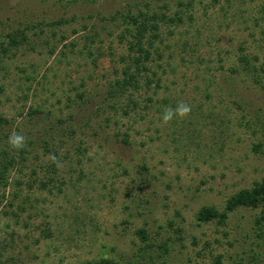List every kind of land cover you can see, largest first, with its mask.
I'll use <instances>...</instances> for the list:
<instances>
[{
    "label": "rangeland",
    "instance_id": "374dc122",
    "mask_svg": "<svg viewBox=\"0 0 264 264\" xmlns=\"http://www.w3.org/2000/svg\"><path fill=\"white\" fill-rule=\"evenodd\" d=\"M145 1L0 0V43L11 30L42 24L31 32L32 49L23 45L0 56V116L12 122L8 130L30 132L36 142L23 173L11 172L5 190L18 191L19 201L0 205L2 259L9 264H83L130 254L142 226L172 236L181 228L182 244L175 242L168 264H233L240 251L233 240L250 211L231 213L225 227L195 216L204 206L221 210L232 194L264 180V156L252 147L262 142L264 149V132L247 125L251 116L232 103L226 84L241 53L264 64V0H192L181 22L159 25L160 58L152 51L151 67L160 87L136 93L139 106L127 117L120 110L125 103L100 112L96 103L120 57L128 56L120 30L100 18ZM60 19L67 22L51 25ZM84 46L93 56L81 52ZM234 84L249 101L264 104L247 84ZM78 93L92 97L91 104H81ZM179 103L190 113L163 122L164 110ZM29 107L44 114L30 116ZM22 199L24 210L17 209Z\"/></svg>",
    "mask_w": 264,
    "mask_h": 264
},
{
    "label": "trees",
    "instance_id": "16d2710c",
    "mask_svg": "<svg viewBox=\"0 0 264 264\" xmlns=\"http://www.w3.org/2000/svg\"><path fill=\"white\" fill-rule=\"evenodd\" d=\"M159 2L161 3L159 4ZM192 3V0H147L142 3V7L135 8L128 4L125 11H116L100 18L102 22L111 24L120 30L117 35L118 42L125 45L128 56L120 57L122 63L121 67L118 66L119 72L116 71L117 75L115 74L116 76L106 85L103 91L105 94L101 95L103 98L96 103V110L105 113L108 109L109 111H116L117 108L119 109L117 106L119 103H125L120 110L122 115L127 117L139 106V102L134 97L136 93L143 88H150L152 85L155 88L160 87L161 78L151 67V62H153L152 51L157 53V49H154V44L159 39V25L178 24L182 21V16L186 14V11L191 8ZM172 7H175V10L171 13ZM66 22L67 20L60 19L51 25H60ZM38 25L42 26L41 23L25 25L23 28H17L7 33L6 41L0 43V56H6L7 53L17 50L23 45H27V48L32 49L33 45L30 44L31 32L34 33ZM82 28L84 30L87 27L83 25ZM85 39L91 43L93 42L88 36ZM81 52H85L83 54L88 58L93 56V50L90 47L84 46ZM99 56H101V53L97 50L96 57ZM157 57L160 58L158 53ZM229 73L230 75L228 76L230 77L227 78L229 83L227 82L226 84L230 87L229 94L234 96L232 103L238 110L241 112L246 111L251 116V119H249L250 124L247 123V125L257 127L260 132H264V104L258 105L249 101V97L246 98L243 92L237 90L238 84L237 87L234 84L235 80L238 82L240 80L249 87L248 93L257 92L264 99V83L262 82L264 64H258L255 56L252 59L249 54L241 53L235 65L230 67ZM85 95V93L77 94L81 104H91L92 97H85ZM33 114L44 113L38 107H29L28 115L31 116ZM12 125L10 120L0 116V192L4 191L0 194V205L5 200L11 208L14 207L15 202L19 201L21 194L16 191L11 196L9 193L4 195L11 182L10 174L14 171L23 173L25 163L30 159L36 143L32 140L33 136L30 132L25 135L20 133L26 138L25 146L19 151L13 150L8 144V137L12 134V131L18 133V128L14 127V129L8 130ZM40 138V142H44L46 146L45 138ZM124 142L127 143L128 140L125 139ZM262 146V142L255 143L252 146L253 151L264 156ZM76 150L79 152L80 147L78 146ZM45 151L48 152V150ZM57 162L55 161L51 164V173L55 170ZM143 169L147 170L144 166ZM32 172L35 173L34 171ZM144 177L142 176V180H140L142 185L146 181ZM35 182L32 181L27 184L28 190L35 187ZM15 184L19 187L18 189L21 188L20 181H15ZM40 184L39 188H44L45 183L40 182ZM138 189L141 190L140 185H138ZM127 197L129 198V194H127ZM23 202V199L20 200L17 209L24 210ZM138 203L140 205L143 204L142 201H138ZM240 210H248L251 214L246 222L247 227L245 226L240 233L235 230L241 237L235 238L233 243L240 242L242 247L240 251L231 256V259L233 264H257L262 261L261 258L264 255V180L256 181L250 188L240 189L232 194L227 198L221 210L212 206L202 207L195 218L198 223H214L219 227H225L228 224L229 215ZM136 214L140 216L142 212L137 210ZM17 216L15 215V217ZM241 218L244 219L245 216H241ZM169 227L172 229V222H169ZM236 227L239 229V226ZM161 228L154 233L149 232L144 226L137 228L134 233L137 239L136 249L130 254H114L111 258L102 256L97 261H88L83 264H168L174 258L172 251L175 249V242L182 244V230L180 227L173 228L172 236L169 233L170 231H167V229L164 231ZM49 236V232H45V237ZM1 245L0 242V264H9V257L2 259L5 247ZM112 251L114 252V249ZM219 262V259L216 260V263Z\"/></svg>",
    "mask_w": 264,
    "mask_h": 264
},
{
    "label": "clouds",
    "instance_id": "9594fccd",
    "mask_svg": "<svg viewBox=\"0 0 264 264\" xmlns=\"http://www.w3.org/2000/svg\"><path fill=\"white\" fill-rule=\"evenodd\" d=\"M191 111L189 105L179 103L175 108H166L162 115V121L167 123L173 119L174 116L184 117ZM26 138L20 133H13L8 137V144L13 150L19 151L24 148Z\"/></svg>",
    "mask_w": 264,
    "mask_h": 264
}]
</instances>
